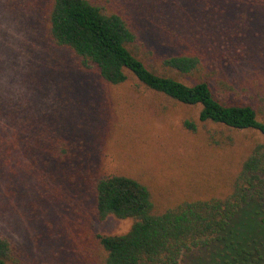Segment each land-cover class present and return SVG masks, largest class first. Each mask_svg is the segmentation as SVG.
Wrapping results in <instances>:
<instances>
[{
    "label": "rangeland",
    "instance_id": "rangeland-1",
    "mask_svg": "<svg viewBox=\"0 0 264 264\" xmlns=\"http://www.w3.org/2000/svg\"><path fill=\"white\" fill-rule=\"evenodd\" d=\"M89 1L125 19L149 69L207 81L221 103L250 105L264 121V0ZM51 3L0 0V234L15 247L9 264H104L97 235L124 233L133 219L98 218L97 178L134 177L159 208L224 196L264 136L198 122L199 105L132 74L111 85L81 68L47 35ZM174 55L200 64L189 73L163 65Z\"/></svg>",
    "mask_w": 264,
    "mask_h": 264
},
{
    "label": "trees",
    "instance_id": "trees-1",
    "mask_svg": "<svg viewBox=\"0 0 264 264\" xmlns=\"http://www.w3.org/2000/svg\"><path fill=\"white\" fill-rule=\"evenodd\" d=\"M47 35L54 45L70 49L81 68L95 67L108 84H122L132 74L148 89L184 105H199L198 122L264 136V121L252 106L221 103L207 81L188 85L149 69L133 50L136 34L118 13L89 0H52ZM199 64L192 55L163 60L181 73ZM183 125L191 131L197 127L192 118ZM94 191L99 219H133L124 233L97 235L104 264H264V141L252 146L224 196L159 208L145 184L123 174L100 176ZM14 248L0 234V264H9Z\"/></svg>",
    "mask_w": 264,
    "mask_h": 264
}]
</instances>
